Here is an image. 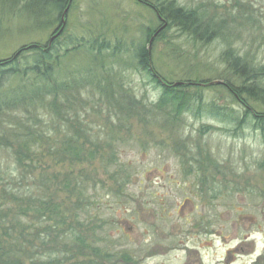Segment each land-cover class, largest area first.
<instances>
[{
  "label": "rangeland",
  "instance_id": "1",
  "mask_svg": "<svg viewBox=\"0 0 264 264\" xmlns=\"http://www.w3.org/2000/svg\"><path fill=\"white\" fill-rule=\"evenodd\" d=\"M29 1L0 0V59L25 45H45L59 24L44 0ZM174 1L215 31L210 40L193 39L174 25L147 36L160 24L137 0H72L58 40L71 37L82 46L58 50L54 88L36 91L32 86L42 80L29 71L0 79V189L48 194L67 224L110 253L103 264H264V134L204 112L168 118L150 106L160 90L133 55L145 44L153 69L171 83L233 75L226 72L225 52L262 66L264 0ZM199 90L204 103L242 115L224 87ZM249 103L264 113L262 104ZM29 131L54 141L32 144L26 151L33 163L20 167L14 138ZM71 136L82 157L50 155V144L58 148ZM89 149L90 159L84 157ZM0 204L5 244L21 229L10 223V199L0 194ZM60 236L43 244L33 238L37 257L22 258L23 264L77 262Z\"/></svg>",
  "mask_w": 264,
  "mask_h": 264
},
{
  "label": "trees",
  "instance_id": "2",
  "mask_svg": "<svg viewBox=\"0 0 264 264\" xmlns=\"http://www.w3.org/2000/svg\"><path fill=\"white\" fill-rule=\"evenodd\" d=\"M39 1L41 2V0H30L29 2L36 4L40 3ZM44 1L52 14H54L55 20L59 22L54 31L55 33L60 28L62 16L66 13H64V10L70 7L72 0ZM137 1L150 7L160 24L159 28L154 30L152 34L147 33V36H151V38L157 36L158 32L165 28L166 25L168 27L174 25L193 39H205L208 41L215 32L213 29L212 31L209 30L208 24L203 22L197 12L177 5L174 0ZM62 33L53 40H48L43 46L36 43L25 45L12 56L0 59V79L12 78L18 74H26L29 71L42 80L40 86H32L36 91H42L43 89L52 90L54 88V85L50 83L53 71L52 63L60 56L58 50L65 46L64 52H69L70 48H67L66 44L73 45V48L82 46L77 39L71 37L65 39L66 41L63 44L60 43L58 39ZM103 43L98 44L97 49L99 51L104 48ZM56 44L59 45L58 49H56ZM93 45V43L90 45V51H93ZM133 55L141 70L148 75L150 81L160 90L158 99L154 104L151 103L150 106L153 105L160 112H162L161 110L166 111L168 118H173L172 120H174V118H178V116L187 112L197 115L204 112L213 115L219 121L229 124L234 123L235 129H239L242 123H250L253 128L260 129L264 134V113L256 112L249 103V101H253L264 106V86L262 85L264 65L251 67L246 62H241L239 56L231 55L228 52L224 53L223 61L227 65L226 72L231 71L230 73L233 75H222L217 80L222 83L214 85L224 87L233 100L243 107L242 115H233L232 110H228L227 107L204 103L203 94L199 89L206 87V85L208 86L207 81L184 78L173 83L168 82L153 69L149 50L145 44L139 45ZM20 59L28 60L29 64L25 62V67H19ZM51 110L55 111V109ZM206 129L209 130V126H206ZM88 136L85 137V140L89 142ZM72 139H74L73 136L69 137L68 140L64 139L58 148L50 144L49 147L54 149L53 152L50 151V155H60V160H64L65 154H70L71 156L79 154L82 157L80 148L75 144H71L77 143ZM42 141L48 144L54 140L53 138L50 139L46 134L35 135L31 131L26 136H15L14 142L17 145L15 159L20 167H28L30 163H33L26 150H29L32 144L35 145ZM85 154L84 157L89 159L95 155L90 149ZM0 194L2 197L6 195L12 204L9 208L11 225L14 226L13 223L20 225L21 229L17 238L10 242H5V244L0 243V264H23V260L32 262L37 257L32 242L33 238L39 239L43 244L46 242L45 239H49L48 241L57 240L59 235H61L60 237L63 241L67 240L69 247L66 251L70 253V257L76 259L75 261L77 262L75 263L77 264H103L110 258V253L102 250L93 242L87 241L72 223H66V216H64L60 205L55 204L48 194L32 193L23 195L13 191L9 192L6 187L0 189ZM2 205L0 204V207ZM21 218L28 220L21 222ZM11 219L16 223L12 222ZM75 221L78 223L77 214H75ZM64 226H66V229L63 230ZM40 229H42V232ZM22 258L24 259L22 260ZM79 259L80 262H78Z\"/></svg>",
  "mask_w": 264,
  "mask_h": 264
},
{
  "label": "water",
  "instance_id": "3",
  "mask_svg": "<svg viewBox=\"0 0 264 264\" xmlns=\"http://www.w3.org/2000/svg\"><path fill=\"white\" fill-rule=\"evenodd\" d=\"M68 8V7H67ZM67 8L64 10V13L67 11ZM62 23H61V27L59 28V30L51 37L50 40H53V38H55L56 36H58L62 29H63V26H64V20H63V16H62ZM217 83H220V81H212V82H209V84H217Z\"/></svg>",
  "mask_w": 264,
  "mask_h": 264
},
{
  "label": "flooded vegetation",
  "instance_id": "4",
  "mask_svg": "<svg viewBox=\"0 0 264 264\" xmlns=\"http://www.w3.org/2000/svg\"><path fill=\"white\" fill-rule=\"evenodd\" d=\"M255 130H260V129H255ZM196 227H197V224H196Z\"/></svg>",
  "mask_w": 264,
  "mask_h": 264
}]
</instances>
